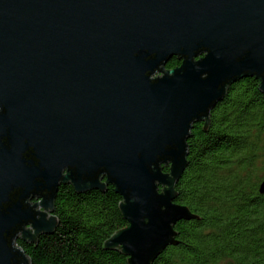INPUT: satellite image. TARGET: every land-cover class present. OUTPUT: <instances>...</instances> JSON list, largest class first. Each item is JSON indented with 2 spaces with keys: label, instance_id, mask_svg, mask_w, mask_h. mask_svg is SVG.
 <instances>
[{
  "label": "water",
  "instance_id": "1",
  "mask_svg": "<svg viewBox=\"0 0 264 264\" xmlns=\"http://www.w3.org/2000/svg\"><path fill=\"white\" fill-rule=\"evenodd\" d=\"M249 77L264 94V0H0V264H30L65 185L113 186L105 248L153 264L197 218L175 202L193 125Z\"/></svg>",
  "mask_w": 264,
  "mask_h": 264
},
{
  "label": "trees",
  "instance_id": "2",
  "mask_svg": "<svg viewBox=\"0 0 264 264\" xmlns=\"http://www.w3.org/2000/svg\"><path fill=\"white\" fill-rule=\"evenodd\" d=\"M180 62L172 57L166 69ZM204 123L193 125L188 165L175 202L197 217L177 222L176 244L153 264H264V94L254 77L228 87ZM164 171H168L166 167ZM113 186L76 193L60 186L54 199L58 226L35 244L17 245L30 264H127L105 241L127 226Z\"/></svg>",
  "mask_w": 264,
  "mask_h": 264
},
{
  "label": "flooded vegetation",
  "instance_id": "3",
  "mask_svg": "<svg viewBox=\"0 0 264 264\" xmlns=\"http://www.w3.org/2000/svg\"><path fill=\"white\" fill-rule=\"evenodd\" d=\"M35 202H36V200H31V201H30V204H34ZM18 241H20V240H18ZM18 241H17V242H18ZM21 242H22V241H21Z\"/></svg>",
  "mask_w": 264,
  "mask_h": 264
},
{
  "label": "rangeland",
  "instance_id": "4",
  "mask_svg": "<svg viewBox=\"0 0 264 264\" xmlns=\"http://www.w3.org/2000/svg\"><path fill=\"white\" fill-rule=\"evenodd\" d=\"M155 76H157V74ZM155 76H153V77H155Z\"/></svg>",
  "mask_w": 264,
  "mask_h": 264
}]
</instances>
